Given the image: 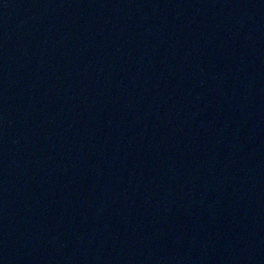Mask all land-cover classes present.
Returning <instances> with one entry per match:
<instances>
[{
    "label": "water",
    "instance_id": "95a60500",
    "mask_svg": "<svg viewBox=\"0 0 264 264\" xmlns=\"http://www.w3.org/2000/svg\"><path fill=\"white\" fill-rule=\"evenodd\" d=\"M0 264H264V0H0Z\"/></svg>",
    "mask_w": 264,
    "mask_h": 264
}]
</instances>
